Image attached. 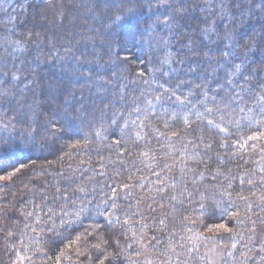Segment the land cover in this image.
<instances>
[{"label": "trees", "instance_id": "obj_1", "mask_svg": "<svg viewBox=\"0 0 264 264\" xmlns=\"http://www.w3.org/2000/svg\"><path fill=\"white\" fill-rule=\"evenodd\" d=\"M0 241L264 264V0H0Z\"/></svg>", "mask_w": 264, "mask_h": 264}, {"label": "rangeland", "instance_id": "obj_2", "mask_svg": "<svg viewBox=\"0 0 264 264\" xmlns=\"http://www.w3.org/2000/svg\"><path fill=\"white\" fill-rule=\"evenodd\" d=\"M255 238H260V234H257V237ZM203 251L205 261L208 264H224L226 250L217 242L212 241L206 244ZM0 264H27V262L20 255L14 253L8 255L6 246L1 245L0 241Z\"/></svg>", "mask_w": 264, "mask_h": 264}, {"label": "snow or ice", "instance_id": "obj_3", "mask_svg": "<svg viewBox=\"0 0 264 264\" xmlns=\"http://www.w3.org/2000/svg\"><path fill=\"white\" fill-rule=\"evenodd\" d=\"M129 11H131V10H129ZM117 19L119 20L120 19V17H117ZM101 264H103V262L101 261Z\"/></svg>", "mask_w": 264, "mask_h": 264}]
</instances>
